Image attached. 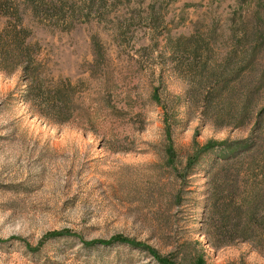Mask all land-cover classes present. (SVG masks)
Here are the masks:
<instances>
[{
	"label": "rangeland",
	"instance_id": "obj_1",
	"mask_svg": "<svg viewBox=\"0 0 264 264\" xmlns=\"http://www.w3.org/2000/svg\"><path fill=\"white\" fill-rule=\"evenodd\" d=\"M5 2L34 65L0 68V264H264V0Z\"/></svg>",
	"mask_w": 264,
	"mask_h": 264
},
{
	"label": "trees",
	"instance_id": "obj_2",
	"mask_svg": "<svg viewBox=\"0 0 264 264\" xmlns=\"http://www.w3.org/2000/svg\"><path fill=\"white\" fill-rule=\"evenodd\" d=\"M88 2V0H87ZM0 5L3 8H0V12L12 17L15 14H12L9 12L10 5L8 2H5V0H0ZM58 4L54 5L50 10L51 11H57L58 10ZM50 10H47L50 11ZM12 15V16H10ZM28 30L27 28L21 26V24H18L15 22L14 24H9L7 27H4L3 30H0V68L3 70L9 69V67H15V63L21 64L24 62L23 67L28 72H30L31 67L34 65V56L31 51V47L27 45V38H28ZM191 50V51H190ZM201 50L200 44H197V48L195 49H189L191 56L199 63H201V67H203L205 70L206 63L200 61L204 55H202L200 52ZM187 51L186 46L183 48H180V50H177L176 48L173 49V52H178L179 57H182L183 54H185ZM180 59V58H179ZM199 60V61H198ZM180 61V60H179ZM12 68V69H13ZM201 68H199L200 70ZM205 78V77H203ZM213 81L218 82L219 80H222V75H218L215 73H212L211 78ZM75 91L73 88V85L70 81H63L60 82L54 86H46L44 83L41 82H34L30 84V87L28 90H26L24 94V98L27 102L31 104H39L42 107L43 113H45L47 116L50 115L51 117H56L59 119L58 121H66L73 115V96H75ZM238 145L235 146V144L223 142V145H225V148H228L229 151L232 153H237L236 150L240 147H248V148H242L240 151H247L250 148V145H245L244 142H238L236 143ZM211 146H214V144H211ZM209 146V147H211ZM239 151V150H238ZM199 152L194 155V161L199 157ZM241 154V153H240ZM236 154H229L228 157H225L222 159L223 161L229 163L236 161L238 156H235ZM172 157H175V153L171 154ZM192 157V158H193ZM196 157V158H195ZM175 159V158H174ZM218 161V160H216ZM253 162V161H252ZM116 240V239H115ZM117 241V240H116ZM119 241H125V240H119ZM106 243V242H103ZM163 261H166L167 259L162 258ZM198 264H201L200 261H198Z\"/></svg>",
	"mask_w": 264,
	"mask_h": 264
}]
</instances>
